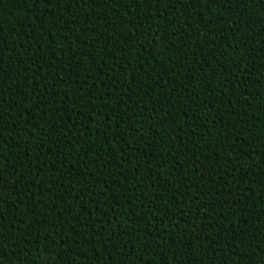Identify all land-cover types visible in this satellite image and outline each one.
<instances>
[{"label": "trees", "instance_id": "trees-1", "mask_svg": "<svg viewBox=\"0 0 264 264\" xmlns=\"http://www.w3.org/2000/svg\"><path fill=\"white\" fill-rule=\"evenodd\" d=\"M262 13L0 0V264H264Z\"/></svg>", "mask_w": 264, "mask_h": 264}, {"label": "snow or ice", "instance_id": "snow-or-ice-1", "mask_svg": "<svg viewBox=\"0 0 264 264\" xmlns=\"http://www.w3.org/2000/svg\"><path fill=\"white\" fill-rule=\"evenodd\" d=\"M262 4H264V0H262ZM262 15H264V13H262ZM0 47H2V45H0ZM13 83H15V81H13ZM0 204H2V201H0ZM261 223H264V219L261 220Z\"/></svg>", "mask_w": 264, "mask_h": 264}]
</instances>
